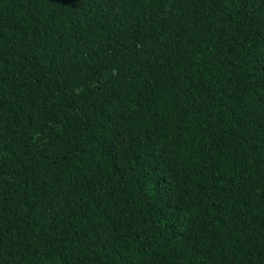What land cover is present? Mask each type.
<instances>
[{
	"label": "trees",
	"instance_id": "1",
	"mask_svg": "<svg viewBox=\"0 0 264 264\" xmlns=\"http://www.w3.org/2000/svg\"><path fill=\"white\" fill-rule=\"evenodd\" d=\"M0 264H264V0H0Z\"/></svg>",
	"mask_w": 264,
	"mask_h": 264
},
{
	"label": "snow or ice",
	"instance_id": "2",
	"mask_svg": "<svg viewBox=\"0 0 264 264\" xmlns=\"http://www.w3.org/2000/svg\"><path fill=\"white\" fill-rule=\"evenodd\" d=\"M0 243H2V240H0Z\"/></svg>",
	"mask_w": 264,
	"mask_h": 264
}]
</instances>
